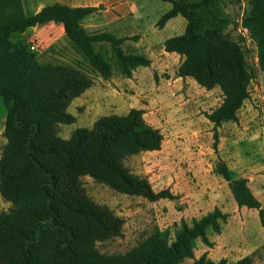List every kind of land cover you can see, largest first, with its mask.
I'll return each mask as SVG.
<instances>
[{"label":"trees","instance_id":"trees-1","mask_svg":"<svg viewBox=\"0 0 264 264\" xmlns=\"http://www.w3.org/2000/svg\"><path fill=\"white\" fill-rule=\"evenodd\" d=\"M164 1L171 8L157 21L158 28L177 16L186 21L181 35L164 41L165 52L181 59L177 77L192 78L206 90L218 87L222 93L221 104L205 114L213 124L216 148L217 128L238 122L253 74L240 44L225 33L229 20L221 11L224 0ZM99 9L55 3L27 16L22 0H0V98L6 108L0 195L10 204L0 213V264H181L194 258L198 240L211 248L208 231L219 234L229 217L215 208L191 225L182 220L173 239L170 230L156 228L124 254L98 251L97 242L121 235L124 220L89 198L81 178L89 176L118 193L150 202L176 199L168 188L154 191L146 177L134 175L124 163L139 153L160 150L162 135L144 120L142 109L132 108L126 115L102 116L91 128L60 138L57 125L76 121L67 109L94 80L71 65L40 63L26 45L12 39L29 27L57 22L71 46L103 80H109L113 71L95 51L98 43L111 46L116 68L125 78H131L138 67H150L147 56L123 52L125 38L85 30L84 21ZM242 25L256 44L258 66L264 72V0H249ZM153 77L158 82L155 73ZM214 172L227 182L238 207L257 210L264 227V205L248 179L233 178L221 158ZM193 264H226V260L214 262L204 253ZM234 264H253V258L248 255Z\"/></svg>","mask_w":264,"mask_h":264},{"label":"rangeland","instance_id":"rangeland-1","mask_svg":"<svg viewBox=\"0 0 264 264\" xmlns=\"http://www.w3.org/2000/svg\"><path fill=\"white\" fill-rule=\"evenodd\" d=\"M24 2L22 0L25 11L27 5ZM54 2L56 0L41 1L36 9ZM79 2L83 6L100 8L84 21L83 27L88 33L110 32L125 38L121 45L123 52L143 54L150 58L151 65L138 67L131 78H125L116 68L111 46L98 43L94 46L95 51L105 57L113 71L109 80H103L71 46L62 27L44 25L15 34L12 41L19 46L26 45L38 62L71 65L94 80L93 85L74 99L67 109L76 121L68 125L58 124L57 135L68 139L76 129L91 128L102 116L126 115L132 108L142 109L144 120L162 135L161 148L131 156L124 163L134 175L146 177L154 191L168 188L177 197L150 202L143 197L118 193L89 176H83L81 182L85 194L124 220L121 235L97 242L98 251L105 255L124 254L147 239L156 228L170 230L173 239V231L182 220L191 225L193 219L209 212L212 205L208 200L213 193L221 195L224 192L222 184H225L223 178L214 172L218 163L215 156L227 163L233 178L246 176L252 191L264 201V72L258 66L256 44L242 25L249 10V0H224L220 5L229 20L225 33L240 44L253 78L249 98L238 111V122H226L217 128L216 148L213 147V124L205 114L221 104L220 89L206 90L192 78H188L181 91L171 84V77H177L181 59L175 53L165 52L164 41L181 35L186 21L177 16L163 28L157 27V21L170 8V3L164 0ZM154 73L158 82L154 80ZM5 123L6 108L0 98V156L6 144ZM9 208L10 204L0 195V213ZM241 213V220L237 216L230 222L227 219L223 234L209 231L216 246L209 248L198 240L194 258L181 264H193L204 249L208 259L219 262L226 258L228 264H233L250 248L251 236L264 238V231L260 233L256 223L264 229L258 215ZM232 236L236 240L227 245ZM243 246L246 249L243 250ZM251 256L253 264H264V243Z\"/></svg>","mask_w":264,"mask_h":264},{"label":"crops","instance_id":"crops-1","mask_svg":"<svg viewBox=\"0 0 264 264\" xmlns=\"http://www.w3.org/2000/svg\"><path fill=\"white\" fill-rule=\"evenodd\" d=\"M41 1H46V0H25L24 3L27 5V7H25L24 13L27 16H31V15H34L37 12H39L43 7H45V6H39L36 9V5H38V3H40ZM55 3H60L62 5H66V6H70V7L83 6L79 2V0H56V2H54V3H48L46 6L52 5V4H55ZM170 8H171V5H170ZM44 25L45 26H53V25H55V26H58V27H62V29H63V26L60 23H57V22H48V23H44V24H37L34 27H29L28 29H26V32H29L30 29L32 30V29H35L36 27H40V26H44ZM188 78L189 77H186V78H181V77H175V78H173V77H171V84H173L175 87H177V89L179 91H181L182 88H183V84L184 83H188V81H189ZM241 177L247 179L246 176H241ZM236 178H238V177H236ZM224 183L225 184H222L223 185L222 187H223L224 192L221 195H219V196H218V194L213 193V195L210 198V200H208V202H210V204L212 205V209H210L209 212L213 211L215 208H218L222 213H226V214L229 215L228 222H230V220L232 221L234 218H236V216L238 217V219L241 220L242 217H243V214L241 213V211H243L244 214L251 213L253 215V217L256 214L258 215L257 210H255V212H254V211H248L249 209L247 210L246 207H238L237 203L235 202V200H234V198H233V196H232V194H231V192H230V190L228 188L227 182L224 181ZM248 186L250 187V181H248ZM259 187L261 189L263 188V186H261V185H259ZM250 189L252 190L251 187H250ZM252 192L255 195V197H257V199H259V201L264 205V201L261 199L262 197L260 195L256 194V192H254V191H252ZM230 208H231V211H229ZM252 210H254V209H252ZM243 220H244V218H243ZM256 223H257V225L259 227V232L262 233V231H264V229H261L260 228V226H259V224H258L257 221H256ZM223 224L224 223L221 224V232L219 234L215 233L216 235L223 234V232H224ZM209 233L210 232L208 231V239H209V241L213 243V246H216V244H214V242H213L214 240H211V237H210V234ZM234 240H236V239H235L234 236H232V239L228 240V243L227 242H222V244H226L227 243V245H231ZM263 243H264V238L263 237L257 238V237L251 236L250 248H252L254 245H256V248H257L258 246H260ZM256 248L253 247L250 250L249 249L245 250L244 253L241 256H239V258L235 262H233V264L236 263L239 259H241V258H243L245 256H248V255H251V253L253 251H255ZM242 249L244 250L246 248L243 246ZM206 251L207 250L204 249V250H202V253L203 254L205 253L206 256H207V252ZM223 259L226 260V258H223ZM228 263H230V262L228 260H226V264H228Z\"/></svg>","mask_w":264,"mask_h":264},{"label":"water","instance_id":"water-1","mask_svg":"<svg viewBox=\"0 0 264 264\" xmlns=\"http://www.w3.org/2000/svg\"><path fill=\"white\" fill-rule=\"evenodd\" d=\"M215 158H216L217 162H219V157L215 156Z\"/></svg>","mask_w":264,"mask_h":264},{"label":"built area","instance_id":"built-area-1","mask_svg":"<svg viewBox=\"0 0 264 264\" xmlns=\"http://www.w3.org/2000/svg\"><path fill=\"white\" fill-rule=\"evenodd\" d=\"M30 49L33 50V47H31Z\"/></svg>","mask_w":264,"mask_h":264},{"label":"bare ground","instance_id":"bare-ground-1","mask_svg":"<svg viewBox=\"0 0 264 264\" xmlns=\"http://www.w3.org/2000/svg\"><path fill=\"white\" fill-rule=\"evenodd\" d=\"M153 152V151H152Z\"/></svg>","mask_w":264,"mask_h":264}]
</instances>
